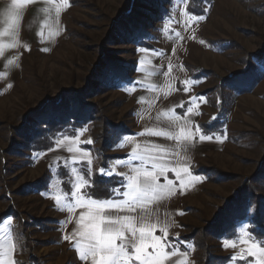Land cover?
<instances>
[{
	"label": "rangeland",
	"instance_id": "374dc122",
	"mask_svg": "<svg viewBox=\"0 0 264 264\" xmlns=\"http://www.w3.org/2000/svg\"><path fill=\"white\" fill-rule=\"evenodd\" d=\"M142 1L68 0L69 6L58 17L53 12L45 21L48 26L40 29L46 15L42 9L47 5L35 0L21 13L16 34L20 46L9 48L8 38H2L0 250L4 253L1 247L9 243L12 250L7 257L15 264H85L74 247L77 241H85L79 236L72 242L64 239L77 228L76 220L84 209L69 212L62 201L63 210H57L55 197L72 191L78 172L92 181L105 169L113 174L103 176L119 177V182L110 184V198L124 199L123 186L134 174L132 167L151 169L152 161L129 164V153L137 146L138 151L163 147L170 153L164 158L176 171L184 166L189 169L183 186L173 171L165 174L175 182V194L166 192L151 209L160 221H167L169 242L186 254L180 257L185 264H203L213 257L215 264H255L247 251L243 253L247 260L232 257H239L242 249L264 247V236L246 219L219 237L210 234L207 244L200 241L202 227L236 197L241 182L257 173L264 158V0H200L194 6L197 13L188 9L191 0H157L160 7L144 38L129 40L121 31L112 36L125 16L142 14ZM38 31L42 37L36 35ZM54 31L59 34L53 35ZM9 60L14 63L8 64ZM106 63L108 71L117 73L103 79ZM247 71L257 76L236 75ZM135 81L141 83L134 85ZM247 82L249 88L239 85ZM83 90L86 94L82 96ZM68 94L98 113L79 123L75 109L70 108L71 121L63 130L47 135L44 149L29 146L17 137L20 131L15 128L9 133L11 127L25 123L28 110H42L45 100L56 102ZM192 97L202 102H190ZM189 107L193 109L190 113ZM100 117L117 127L107 134L105 145ZM29 123L34 129L38 124L34 116ZM197 126L212 138L200 140L195 134L188 150L175 140L140 135L160 129L175 135L181 128L194 131ZM114 132L117 136L111 135ZM152 155L160 164L161 154ZM158 183L166 185L165 176ZM260 190L264 196V188ZM156 235L162 233L158 230ZM225 243L236 246L225 247Z\"/></svg>",
	"mask_w": 264,
	"mask_h": 264
},
{
	"label": "snow or ice",
	"instance_id": "6c2138e0",
	"mask_svg": "<svg viewBox=\"0 0 264 264\" xmlns=\"http://www.w3.org/2000/svg\"><path fill=\"white\" fill-rule=\"evenodd\" d=\"M33 2L35 0H10V3L6 2V7L0 10V16L3 17V27H0V57L4 55L5 41L2 38H8L9 48L14 49L20 46V41L16 38L17 26L25 5ZM42 2L47 7L42 9L46 15L45 19L40 21V29L48 26L45 21L51 19L53 12L58 17L61 10L69 6L68 0H42ZM193 19L202 20L204 17H194ZM31 24L30 21L29 27ZM52 34L58 35L59 32L54 31ZM36 35L42 37V32L38 31ZM23 47L25 51L30 50L27 42L23 44ZM42 50L48 51L49 49L44 48ZM156 54L159 55V53ZM13 63L12 60L8 61V64ZM169 70H171V65H169ZM132 83L135 85L141 82ZM11 86V84L8 85V87ZM187 90L185 88V91ZM142 100L143 98H141V102ZM196 101L202 102V98L192 97L190 102ZM192 110L189 107L188 112L190 113ZM145 134L175 140L183 150H188L191 147L195 140V134H199L200 140L212 138L205 135L200 126H197L194 131L181 128L175 135L169 129L146 130L140 133V135ZM88 142L91 143V141ZM137 148L129 153V164L132 160L139 161L141 165H146L152 161L151 169L147 167L142 169L139 166L132 167L131 171L134 174L127 177V183L123 186L126 189L122 192L124 199L117 201L110 197L102 198V191L93 189L95 182L85 178L79 172L70 186L72 191L70 193L64 192L63 195L55 197L58 205L57 210H63L60 207L62 201L69 212L74 211L75 208L84 209L76 220L77 228L73 230L72 234L66 235L64 239L72 242L74 237L79 236L82 241H85L83 244L77 241L74 245L79 258L85 264H185V259L180 257L185 256L186 258V254L181 253L174 244L169 242L167 221H160L158 215L151 209L155 203L165 198L166 192L169 195L175 194V182L167 180L165 174L168 171H173L183 186L184 176L190 175L189 169L184 166L182 171H176V166L164 158L170 153L163 147L153 146L152 148H145L143 151H138ZM68 151L73 152L74 149L69 148ZM75 151L81 150L77 148ZM153 152L161 154L159 156L160 164L155 163L158 157L152 155ZM82 155L89 156L86 152H82ZM74 162L79 163L80 161L74 160ZM87 162L89 165L91 164L90 157ZM100 172L102 175L113 174L112 171L105 169H100ZM88 175L90 176V169ZM160 176H165L166 185L162 186L158 183ZM89 189L93 190L89 191ZM120 194L118 193V195ZM137 209H140V212L138 215H134L137 213ZM119 213L128 214L119 215ZM177 214L182 215L183 213L178 212ZM158 230L162 235H156ZM241 242L246 243L244 240ZM261 243L264 244V241ZM229 246L235 247L236 245L225 243V247ZM244 251H247L249 256L254 257L255 264H264V247L254 246L242 249L241 255L239 257L233 256L232 259L247 260L243 254ZM0 264H4L2 259H0ZM11 264H15V261H12Z\"/></svg>",
	"mask_w": 264,
	"mask_h": 264
},
{
	"label": "trees",
	"instance_id": "16d2710c",
	"mask_svg": "<svg viewBox=\"0 0 264 264\" xmlns=\"http://www.w3.org/2000/svg\"><path fill=\"white\" fill-rule=\"evenodd\" d=\"M191 2L192 4L191 6H188V9L191 12L197 13V11L194 10L197 8L194 6H198L200 0H191ZM145 7L149 9H144ZM159 7L160 3L157 0H143L142 6L140 7L143 15L134 12L132 15L129 14L125 16L123 20L117 23L118 27L115 29V33L116 31H121V34H123L124 37L133 41L144 38L146 33L148 32V29H150L151 21L157 15L156 10H158ZM147 17L148 19H146ZM115 33L112 34V36H118L117 33ZM109 63L112 64L111 62ZM107 67L108 63H106V68L104 66L103 69V79L109 74L117 73L115 72V70L108 71ZM236 75H244L246 78L250 76H257L256 72L253 71H247L246 73ZM228 84L232 87L235 86L233 82H230ZM239 85H244V88H247L248 86H251V83H240ZM222 92L223 90L221 89V96ZM85 94L86 91L83 90V93H81V95L83 96ZM89 105L90 104L85 103L79 97L73 98L72 94L61 96L56 102L45 100L40 107L42 108V110H39L38 108V110L30 109L27 111V119L24 123L27 125H25V127H22L24 126V124L19 127L13 126L10 128L9 133L11 134L15 128L16 131H20L17 137L24 138L29 146L38 145L39 149L47 148V140L49 139L47 135L50 133L55 134L57 131L63 130V128H66V123L71 121V116L68 115L70 108L73 107V109H75V113L77 115L79 123L85 122L88 118H90V116L98 113L97 110L92 112ZM54 111H59L60 113L53 115L52 113ZM32 116H34V119L38 123L35 124V129L33 128V126L29 125V118H31ZM99 120H101L102 122L100 137L103 141L102 144L105 145L107 142V139H105L107 134L117 127H115L112 122L108 121L104 117H100ZM117 134V132H114L111 135L117 136ZM257 173H261L262 177L256 176L255 174ZM257 173L252 174L249 178H246L243 182H241L240 189L238 190L236 197H234V199H230L228 201V204L218 211L215 218L211 222H209L206 227H202L200 241L203 242V244H207V238L210 234H213L215 237H219L226 231L235 229L237 225L244 219L251 223V226L253 225V230L256 229L259 234L264 236V196L260 195V188H262V190L264 188V158L262 159L261 163H259ZM92 181L95 182V184L93 185V189H95L96 191H102V198H108L111 195L110 184L119 182V177H105L103 175L96 174L93 177ZM93 189H89V191ZM211 230L214 231V233ZM209 231H211L212 233ZM215 260L216 257L209 259L206 258V262L203 264H215Z\"/></svg>",
	"mask_w": 264,
	"mask_h": 264
},
{
	"label": "crops",
	"instance_id": "0c3cea01",
	"mask_svg": "<svg viewBox=\"0 0 264 264\" xmlns=\"http://www.w3.org/2000/svg\"><path fill=\"white\" fill-rule=\"evenodd\" d=\"M6 2L10 3V0H0V9L1 10L6 7ZM0 20H1L0 25H3V17L2 16H0ZM1 249H3L4 253H2V250H0V254H3V256H0V259H2L4 261V264H11L12 259L10 257H7V255L11 254V250H12L10 247V244L4 243V246H2Z\"/></svg>",
	"mask_w": 264,
	"mask_h": 264
}]
</instances>
